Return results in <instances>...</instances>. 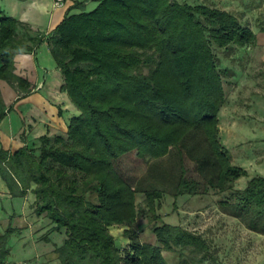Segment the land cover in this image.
Masks as SVG:
<instances>
[{"label":"trees","instance_id":"16d2710c","mask_svg":"<svg viewBox=\"0 0 264 264\" xmlns=\"http://www.w3.org/2000/svg\"><path fill=\"white\" fill-rule=\"evenodd\" d=\"M95 1L86 10L73 0L79 10L67 12L49 33L0 9V79L17 91V99L29 93L28 80L14 72L13 57L45 42L62 76L60 88L77 110L65 134H43L33 146L10 151L0 148L5 189L10 198L33 195L32 212L46 217L44 241L53 232L63 234L60 244L53 243L54 264H170L162 250L179 251V264H220L200 233L162 220L156 212L162 189L131 185L114 161L131 153L149 162L172 147L201 143L191 155L206 183L202 192L207 186L227 190L219 201L222 210L264 235V176L247 177L243 187L234 188L246 169L232 164L217 138L228 69L218 68L213 51L253 45L255 32L235 13L205 2ZM259 29L264 32V20ZM6 111L0 94V120ZM174 184V196L200 191L183 171ZM140 215L156 244L137 239L132 226ZM112 225L127 228V247ZM14 230H0V264L8 262Z\"/></svg>","mask_w":264,"mask_h":264},{"label":"rangeland","instance_id":"374dc122","mask_svg":"<svg viewBox=\"0 0 264 264\" xmlns=\"http://www.w3.org/2000/svg\"><path fill=\"white\" fill-rule=\"evenodd\" d=\"M84 1L89 3L85 6ZM179 1L205 2L224 8L235 13L242 24L250 26L255 32L256 42L253 45H234L213 50L218 68L228 69L222 75L225 100L218 112L217 138L222 149L230 154L232 164H239L246 169L247 175L235 181L234 188L239 189L246 184L247 177L264 176V32L259 29V23L264 20V0ZM79 2H82L86 10L97 3L95 0ZM39 75L44 83L42 89L50 102L62 103L61 107L58 105L56 118L66 121L67 114L75 109L66 91L58 87L57 74L47 69ZM201 145L189 141L187 147L183 144L172 147L165 157L149 162L131 153L125 154L114 161V168L133 186L142 189L155 186L162 189V196L158 198L159 207L156 209L162 220L200 233L209 242L220 264H264V235L250 231L220 207L219 201L226 197L228 191L219 192L207 186L206 191L202 192L206 183L191 155L198 154L203 147ZM189 147L190 151L187 150ZM182 171L186 177L199 183L200 191L197 194L173 195L174 183ZM142 198V192L136 193L138 207L143 205ZM6 200L1 199L0 203L14 208L10 217L6 208L0 211V230L7 226L16 228L9 240L11 251L7 264H54L56 254L53 243L60 244L63 234L53 232L48 242L43 240V236L48 234L43 224L46 217H38L32 212L29 195L26 198L13 197L9 203ZM132 228L140 242L157 243L144 216L140 215ZM110 229L116 239L127 247V228L112 225ZM162 255L170 264H179L183 258L177 250H162Z\"/></svg>","mask_w":264,"mask_h":264},{"label":"crops","instance_id":"0c3cea01","mask_svg":"<svg viewBox=\"0 0 264 264\" xmlns=\"http://www.w3.org/2000/svg\"><path fill=\"white\" fill-rule=\"evenodd\" d=\"M88 3L84 1L85 6ZM0 9L7 15L30 24L32 30L40 33H49L67 12L76 13L79 10L78 7H74V2L71 0H66L62 6L55 5L53 0H0ZM49 53L47 44L41 42L34 52L21 51L14 55V72L25 77L29 82L30 92L21 98L17 99V91L6 81L0 79V94L5 110H7L0 120V148L10 151L24 145L34 144L43 134L49 136L64 134L69 118L77 114L73 105L75 111L67 114L66 121L60 120L59 117L56 118L58 105L61 107L62 103L50 102L42 89L44 83L41 82L39 73L43 70H54L58 76V87L62 83L60 71ZM28 195L32 200L33 195L31 193ZM5 198L9 203L13 197L10 198L0 178V200ZM5 208L10 217L14 207H10L11 210L7 206ZM14 212L18 213L16 210Z\"/></svg>","mask_w":264,"mask_h":264},{"label":"built area","instance_id":"2783aa9c","mask_svg":"<svg viewBox=\"0 0 264 264\" xmlns=\"http://www.w3.org/2000/svg\"><path fill=\"white\" fill-rule=\"evenodd\" d=\"M66 0H53V3L55 5H58V6H62V4L65 2ZM73 1V0H71Z\"/></svg>","mask_w":264,"mask_h":264}]
</instances>
